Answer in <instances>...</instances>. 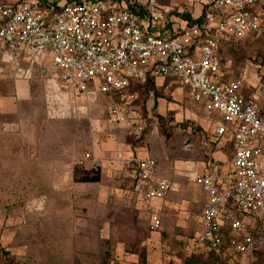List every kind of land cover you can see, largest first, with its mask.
<instances>
[{
  "label": "rangeland",
  "instance_id": "1",
  "mask_svg": "<svg viewBox=\"0 0 264 264\" xmlns=\"http://www.w3.org/2000/svg\"><path fill=\"white\" fill-rule=\"evenodd\" d=\"M201 9L194 4L193 16ZM223 61L264 110V31L234 43ZM46 65L0 62V264H179L192 250L188 238L201 228L207 196L192 180L213 153L229 161L228 146L216 150L207 121L175 85L156 81L128 93L125 115L143 126L128 137L109 123L106 98L62 88ZM145 157L174 184L153 204L157 230L132 187ZM185 239L186 248L178 247Z\"/></svg>",
  "mask_w": 264,
  "mask_h": 264
},
{
  "label": "built area",
  "instance_id": "2",
  "mask_svg": "<svg viewBox=\"0 0 264 264\" xmlns=\"http://www.w3.org/2000/svg\"><path fill=\"white\" fill-rule=\"evenodd\" d=\"M171 1L0 4V54L12 63L48 59L62 88L106 98L111 104L109 123L122 126L128 137L143 132L121 105L130 96L129 87L161 81L185 92L211 121L212 142L228 138L233 149L226 186L211 174L195 179L207 200L200 212L202 230L193 245L253 256L264 252V120L256 100L244 95L243 81L230 78L226 65H220L218 52L231 41L264 31V0H183L177 7ZM197 3L202 9L194 17L191 5ZM185 12L191 22L182 19ZM156 167L154 159H140L132 185L150 212L152 230L160 227L153 204L169 194L168 182L156 176Z\"/></svg>",
  "mask_w": 264,
  "mask_h": 264
},
{
  "label": "crops",
  "instance_id": "3",
  "mask_svg": "<svg viewBox=\"0 0 264 264\" xmlns=\"http://www.w3.org/2000/svg\"><path fill=\"white\" fill-rule=\"evenodd\" d=\"M14 0H11L10 2H13ZM183 2V0H180V1H178V0H172L171 1V6L173 7H177V6H181L180 4ZM192 7H191V10L194 8V5H191ZM177 13V12H176ZM175 15V14H174ZM0 62H7V63H9L10 64V62H8L5 58H3V57H0ZM24 64V63H26V64H28V63H31V64H39V65H42V64H44V65H46V60L45 59H43V58H41L40 56H38V57H35V58H30V59H26V60H21V61H19L18 62V64ZM46 67H48L47 65H46ZM50 68H51V66H49ZM48 67V68H49ZM51 72H52V69H51ZM2 73V70H1V68H0V74ZM52 74H53V72H52ZM154 84V83H153ZM165 84H167L166 82H161L160 81V85L159 86H161V87H163V85H165ZM154 86L155 87H157L158 86V84H154ZM181 92H183L182 90H181ZM184 93V92H183ZM83 96H92L93 95V97H95V96H97V94H82ZM196 108L197 109H199L197 106H196ZM201 112V111H200ZM201 114H202V116H203V118L207 121V124H208V127L210 126V128L212 129V132H213V127L211 126L212 124H211V121L201 112ZM212 132H211V134H210V140H211V142H212ZM213 144H216V150L218 151L219 149H224L225 148V146L227 145L228 146V149H229V161L228 160H226L222 155H220L219 154V152H216V153H213L212 154V158H211V160L212 159H218V160H216L217 162H212L211 160L209 161V163L207 164V165H205V166H203L202 168H201V171H200V174L199 175H196L195 176V178H194V180H192V181H194V183H195V179L198 177V176H200V175H202V174H211V175H215V176H217L218 178H220V180H221V183H220V185L221 186H226V184L228 183V182H230L231 180V161H232V156H233V149H232V145H231V141L228 139V138H223L222 140H220L219 141V143H214V142H212ZM221 145V146H220ZM224 159H223V158ZM151 158V157H150ZM227 158V157H226ZM143 159V158H142ZM153 159V158H152ZM139 161V160H138ZM137 161V162H138ZM155 161V160H154ZM228 161V162H227ZM137 162H136V164H137ZM156 162V161H155ZM156 165H157V167H156V176L158 177V178H161V179H164V180H166L167 182H168V185H169V194H168V196L173 192V188H174V184L173 183H171L170 182V180H168V179H166V177H164L162 174H161V172H160V168H159V166H158V164H157V162H156ZM135 168H136V165L134 166ZM135 168L133 169V173H132V185H133V181H134V174H135ZM196 184V183H195ZM201 188V187H200ZM201 190H202V188H201ZM203 191V190H202ZM204 192V191H203ZM206 194V193H205ZM206 200H207V196H206ZM206 200H203V202H202V207H203V205L205 204V202H206ZM202 207H201V209H202ZM228 207V206H227ZM200 212H201V210H200ZM200 212H199V222H200V224H201V219H200ZM238 217L239 218H241L243 221H245V222H248V219L249 218H247L246 216H243V215H238ZM227 227L226 226H224L223 228H222V230H223V232H226L227 231ZM202 230V224H201V228H198V231H197V233L196 234H194L191 238H188V241H189V245L192 247V250L190 251V253H192L193 251H195L196 250V247L193 245V239L195 238V236L196 235H198L199 233H200V231ZM186 239L185 240H182V242H181V247L183 248V249H185L186 248ZM199 252H205V251H203V250H201L200 249V251ZM189 253V254H190ZM225 254H227V253H225ZM227 261L229 262V260L231 261V260H233V258H241V257H253V256H250V255H240V256H232V255H229V254H227Z\"/></svg>",
  "mask_w": 264,
  "mask_h": 264
},
{
  "label": "trees",
  "instance_id": "4",
  "mask_svg": "<svg viewBox=\"0 0 264 264\" xmlns=\"http://www.w3.org/2000/svg\"><path fill=\"white\" fill-rule=\"evenodd\" d=\"M132 8V7H131ZM182 19H185L186 21H190L191 22V18H190V14L188 12L183 13L182 15ZM251 38V37H250ZM249 38H244V39H240L237 41H231L227 44H225L221 50H219L218 52V57H219V62L220 65H223L224 61H223V55L226 49L231 48L232 45L236 42H240L243 40H247ZM229 52L232 53L231 50H229ZM236 79V78H233ZM137 85H133L131 87H129L128 93L132 92L133 90H135V88H137ZM244 95L247 96L248 93H245L244 90ZM260 118L262 120H264V110L261 109L260 112ZM225 236L227 237V234L224 233V242L226 241ZM178 247H181V243H178ZM225 247L221 248L219 251L215 252V251H205L204 253L201 254H192L190 253L188 256H179V264H225L227 262V254H225L226 252L224 251ZM3 254L6 255L7 257H10V253L8 250L4 249L3 250ZM253 257L259 261H262V258H264V252L261 253H257L254 254Z\"/></svg>",
  "mask_w": 264,
  "mask_h": 264
}]
</instances>
